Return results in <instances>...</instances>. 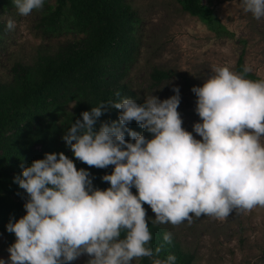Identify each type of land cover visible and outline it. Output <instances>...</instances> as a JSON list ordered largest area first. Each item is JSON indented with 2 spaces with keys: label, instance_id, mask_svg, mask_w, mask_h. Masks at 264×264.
I'll return each mask as SVG.
<instances>
[{
  "label": "clouds",
  "instance_id": "clouds-1",
  "mask_svg": "<svg viewBox=\"0 0 264 264\" xmlns=\"http://www.w3.org/2000/svg\"><path fill=\"white\" fill-rule=\"evenodd\" d=\"M12 2L22 16L45 4ZM242 2L245 12L264 18V0ZM6 27L13 30L15 22L8 20ZM213 72L202 86L192 88L200 117L193 131L183 127L178 111L179 86L163 100L153 95L140 104L124 98L84 111L62 139L75 159L90 168L114 166L102 177L110 186L94 187L90 171L78 169L64 152L46 153L24 167L14 182L27 194L26 214L6 225L16 240L0 264H71L84 254L90 257L87 264H132L153 257L149 220L172 225L193 216L222 220L234 210L264 206V81L228 66ZM106 104L119 110V119L97 129ZM133 121L151 137L128 127ZM145 204L154 219L147 216ZM164 241L171 243L172 234L165 233ZM176 260L170 254L153 264Z\"/></svg>",
  "mask_w": 264,
  "mask_h": 264
},
{
  "label": "trees",
  "instance_id": "trees-1",
  "mask_svg": "<svg viewBox=\"0 0 264 264\" xmlns=\"http://www.w3.org/2000/svg\"><path fill=\"white\" fill-rule=\"evenodd\" d=\"M54 1L42 15L40 28L46 34L73 31L82 37L68 41L54 53L40 55L32 65H15L12 79L0 81V234L8 236L10 244L16 237L7 231L6 225L12 217L18 220L26 214L27 194L14 182L16 176L22 175L23 168L44 158L46 153L64 152L75 160L78 169L90 171L94 187L106 189L110 184L102 177L113 171L114 166L90 168L75 159L62 137L76 119H82L84 111L101 103L120 102L124 98H136L138 103H144L126 82L136 51L138 22L128 0ZM178 1L190 14L212 27L217 26L219 32L226 30L213 9L202 0ZM13 6L12 0H0V8ZM244 53L237 65L239 74L263 81L245 72ZM167 76L159 70L153 75L156 80ZM71 104L73 111L68 110ZM105 107L107 110L97 121V129L103 122L119 119L118 109L107 104ZM128 127L151 137L135 121ZM125 138L131 139L127 133ZM132 191L137 190L133 187ZM149 223L154 254L142 257V264H153L155 259L163 260L170 254L176 256V264H193V255L182 251L173 237L171 243H166V232ZM157 247L161 248L158 254Z\"/></svg>",
  "mask_w": 264,
  "mask_h": 264
},
{
  "label": "rangeland",
  "instance_id": "rangeland-1",
  "mask_svg": "<svg viewBox=\"0 0 264 264\" xmlns=\"http://www.w3.org/2000/svg\"><path fill=\"white\" fill-rule=\"evenodd\" d=\"M45 1L48 3L42 9L28 16L20 15L15 5L0 8V81L12 79L15 65H32L40 55L54 53L68 41L82 37L73 31L46 34L40 21L48 4L55 1ZM202 1L213 9L225 31L219 32L217 26L190 14L178 0H128L138 22L136 51L126 82L144 102L153 95L161 100L169 98L179 86L178 111L183 127L189 131L200 120L192 88L202 86L214 74V68L228 66L239 73L238 61L245 52V68L264 81V18L257 20L245 12L242 0ZM8 20L15 22L13 30L7 29ZM158 70L168 76L156 80L153 75ZM73 109L74 104L68 106L69 111ZM193 135L202 139L195 132ZM145 209L154 219L151 207L146 204ZM154 225L171 233L182 251L194 256L193 264H264V206L234 210L222 220L193 216L190 222L179 225ZM10 245L8 236L0 234V259L9 258ZM89 259L84 254L71 264H87ZM132 264H142V257Z\"/></svg>",
  "mask_w": 264,
  "mask_h": 264
}]
</instances>
